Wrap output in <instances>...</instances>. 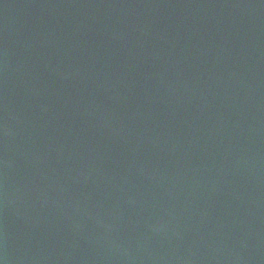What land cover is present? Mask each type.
I'll return each mask as SVG.
<instances>
[{"label":"water","instance_id":"1","mask_svg":"<svg viewBox=\"0 0 264 264\" xmlns=\"http://www.w3.org/2000/svg\"><path fill=\"white\" fill-rule=\"evenodd\" d=\"M0 264H264V0H0Z\"/></svg>","mask_w":264,"mask_h":264}]
</instances>
